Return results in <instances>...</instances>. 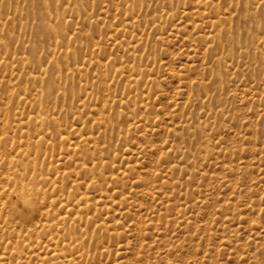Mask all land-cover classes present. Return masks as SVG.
<instances>
[{"label": "rangeland", "instance_id": "1", "mask_svg": "<svg viewBox=\"0 0 264 264\" xmlns=\"http://www.w3.org/2000/svg\"><path fill=\"white\" fill-rule=\"evenodd\" d=\"M61 218L70 264H264V0H0V264Z\"/></svg>", "mask_w": 264, "mask_h": 264}, {"label": "bare ground", "instance_id": "2", "mask_svg": "<svg viewBox=\"0 0 264 264\" xmlns=\"http://www.w3.org/2000/svg\"><path fill=\"white\" fill-rule=\"evenodd\" d=\"M45 3V7H46V9H49V7H48V4H47V2H44ZM215 24V23H214ZM218 25V24H217ZM52 29V28H51ZM219 29V28H218ZM53 30V29H52ZM54 31V30H53ZM124 32V31H123ZM54 33V32H53ZM124 34V33H123ZM56 36V35H55ZM212 42V41H211ZM122 45V44H121ZM77 69V68H76ZM120 69V68H119ZM132 69L130 68L129 69V71H131ZM77 71L78 72H80V71H83V70H79V69H77ZM125 71V70H124ZM123 70H117V73H118V75L119 74H124L125 72H124ZM128 71V72H129ZM136 71V70H135ZM137 73H138V71H137ZM126 75V74H125ZM129 75V74H128ZM128 75H127V77H128ZM138 75H139V73H138ZM140 75H141V73H140ZM119 76H121V75H119ZM131 76V75H130ZM129 76V77H130ZM138 78H140V77H138ZM138 78L136 79L135 77L131 80V84H137V83H140V82H142L141 80H139L138 81ZM39 79V81L40 82H42L43 80L40 78V77H38L37 76V78L35 77L34 78V80H38ZM49 80V79H48ZM38 81V82H39ZM36 82V81H35ZM47 82V81H46ZM45 85V84H44ZM47 88V87H46ZM56 88V87H55ZM50 89V88H49ZM54 89V88H53ZM50 90H52V89H50ZM50 90H48L49 91V94H50ZM52 93H53V91H51ZM44 100V99H43ZM120 102H122V101H120ZM119 102V103H120ZM106 110V109H105ZM45 114H47V113H45ZM42 115H44V114H42L41 113V111L39 112V116H37L36 118H34L35 120L36 119H43L41 116ZM46 118V117H45ZM49 118V117H48ZM47 118V119H48ZM43 121H44V119H43ZM42 122V121H41ZM47 122V121H46ZM49 122V121H48ZM36 123V122H35ZM111 123V122H110ZM111 125V124H110ZM42 126V125H41ZM46 126V125H45ZM112 127H113V125H112ZM21 149V148H20ZM19 156H20V158H22L21 160H19V161H17V160H15V161H11L10 163H14L15 164V166H16V170L12 173L11 172V174L9 175V177H8V181H9V183H12L13 184V186L18 190V192H19V197L22 199V201L24 202V203H26L27 205H30V206H33V205H35V200H37V199H39L40 200V198H41V195H43L44 196V192H43V190L41 189V187H38L39 185H42L43 183H45V182H47V179L45 178V176L41 173H38L37 172V169H36V167H35V162H33V160H30V159H28L29 157L31 158V156H30V154H29V152H27V150H23V151H21V153L19 154ZM27 160V162H25ZM12 165V164H11ZM14 166V165H13ZM12 166V167H13ZM14 169V167L12 168V170ZM7 181V182H8ZM42 196V198H44L45 199V197H43ZM43 199V200H44ZM87 201V200H86ZM86 203V202H85ZM65 218H61V219H59V221L57 222V223H53V224H51L50 226H48L49 227V229H50V231L53 229V230H55V232L56 233H59L60 232V229L58 228L60 225V227H62V225H64L65 224ZM47 227V226H46ZM65 227V226H64ZM4 230V229H3ZM61 230H63V232L66 230V232H67V235H68V238H69V240H70V243L69 244H65V245H63L62 247H61V249H59V250H57L56 249V243H54V239H50V241H48L47 243H49V246L51 247V246H53V247H55V250H54V253H55V256H56V258L57 259H59V258H63V259H65V261L66 262H68L69 264L70 263H74L75 262V258L73 257V255L71 254V253H69V251H71V248H72V245L74 244V242H78L79 240L77 239L78 238V236H75V230L74 229H72V228H69L68 227V229H65V228H63L62 227V229ZM52 232V231H51ZM62 232V231H61ZM60 234V233H59ZM79 237H81V235L79 236ZM81 243H82V241L80 242V243H78L76 246H79L80 247V250H81ZM29 246V245H28ZM27 246V247H28ZM75 245H73V247H74ZM78 247V248H79ZM78 248H77V251H78ZM83 248V247H82ZM74 250L76 249V248H73ZM23 250V249H22ZM80 250H79V252H80ZM68 251V252H67ZM81 252H82V250H81ZM67 253H69V254H67ZM81 256H85L84 254H81ZM79 257V259L81 258L82 259V257ZM73 257V258H72ZM76 259H78V258H76ZM59 260H61V259H59ZM60 263H61V261H60ZM92 263V262H91Z\"/></svg>", "mask_w": 264, "mask_h": 264}]
</instances>
